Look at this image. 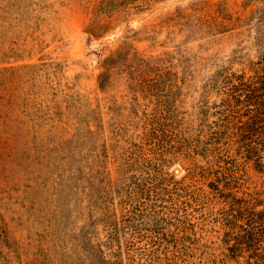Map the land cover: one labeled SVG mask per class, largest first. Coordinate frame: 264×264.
Listing matches in <instances>:
<instances>
[{
    "label": "rangeland",
    "instance_id": "rangeland-1",
    "mask_svg": "<svg viewBox=\"0 0 264 264\" xmlns=\"http://www.w3.org/2000/svg\"><path fill=\"white\" fill-rule=\"evenodd\" d=\"M115 1L0 0V264L130 247L151 251L138 264H264L231 258L200 169L221 132L264 202L224 138L226 77L263 63L264 0Z\"/></svg>",
    "mask_w": 264,
    "mask_h": 264
},
{
    "label": "trees",
    "instance_id": "trees-1",
    "mask_svg": "<svg viewBox=\"0 0 264 264\" xmlns=\"http://www.w3.org/2000/svg\"><path fill=\"white\" fill-rule=\"evenodd\" d=\"M105 2L100 13L109 12L118 1ZM262 62L259 69L253 70V75L242 73L226 77L225 108L230 120L227 127L231 132L224 138L230 142L228 145H234L236 154L252 162L255 169L264 174V59ZM220 133H216L218 138L213 148L207 149L212 154L209 153L208 165L200 167L202 177L210 180V189L224 200L218 215L225 229L226 243L230 244L231 258L237 260L246 255H257L264 263V202L240 192L239 165L230 159L228 152L218 149ZM149 253L148 248L130 247L126 254L121 249L109 256L113 264H138L137 257Z\"/></svg>",
    "mask_w": 264,
    "mask_h": 264
}]
</instances>
